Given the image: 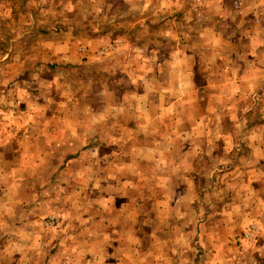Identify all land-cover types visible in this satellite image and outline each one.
<instances>
[{"label":"crops","instance_id":"crops-1","mask_svg":"<svg viewBox=\"0 0 264 264\" xmlns=\"http://www.w3.org/2000/svg\"><path fill=\"white\" fill-rule=\"evenodd\" d=\"M237 1L122 0L126 10L132 9L119 17L133 12L136 34L150 37L124 45L133 54L132 64L97 63L107 33L76 39L68 29L56 27L53 33L59 37L43 44L44 39L35 38L39 32L32 31L37 17L33 12L13 16L16 24H31L26 30L34 38L28 44L13 45V36L7 37L14 32L13 24L8 31L0 30L5 51L0 56V84L15 85L14 94L19 93L22 101L39 102L30 111L21 107L11 118L4 108L11 89L1 91L0 181L6 188L12 183L6 178H29V159L39 149H56L51 177L67 182L64 191L71 199L65 215L71 216L68 226L73 229L66 233L69 245L62 252L68 261L62 264H166L170 258L164 252L141 249L147 222L142 212H167L174 205L173 193L188 191L202 171L200 165L220 157L215 148L223 147L226 153L233 148L232 135L226 134L220 119L228 115V123L236 121L238 100L264 84V44L251 49L242 37L235 38L238 44L232 38L236 32L246 38L252 17L240 13ZM84 2L91 10L98 4L96 12L101 13L107 0ZM4 17L11 21V12ZM124 35L123 28L120 36ZM25 47L31 53L12 57ZM202 57L208 60L200 61ZM44 66L56 71L84 67V77L76 78L85 79L84 91H75V83L67 85L60 71L50 85L53 103H48L49 94L40 97L39 85L37 93H28L17 74L29 75L27 70L34 68V81L39 84ZM97 68L115 69L117 90L104 84L92 89L88 75ZM109 73L104 72L107 79ZM62 80L63 92L57 93ZM26 91L27 95L20 94ZM29 94L37 97L25 98ZM16 144L19 154L12 148ZM43 159L38 156L35 161L39 164ZM149 223L154 227L156 221Z\"/></svg>","mask_w":264,"mask_h":264},{"label":"rangeland","instance_id":"rangeland-1","mask_svg":"<svg viewBox=\"0 0 264 264\" xmlns=\"http://www.w3.org/2000/svg\"><path fill=\"white\" fill-rule=\"evenodd\" d=\"M84 1L0 0V30L8 31V25L13 24L14 32L7 36H13V45L28 44L34 38L29 37V30H26L31 24H16L13 16L16 13L23 16L22 12H33L37 17L32 31H38L39 35L42 33L35 38L39 41L44 39L43 44L50 45L52 40L59 37L53 33L56 27L68 29L67 33L76 39L100 38L107 33L106 44L97 51V63L128 61L132 64L133 54L124 45L132 44L138 38L143 41L150 38L137 35L134 31V13L129 12L127 16L123 13L126 18H121L122 12L126 10L122 0H107L101 13L96 12L98 4H93L94 9L91 10L90 5ZM239 1L237 8L240 13L252 16L247 22L251 28L247 25L249 32L246 33V38L239 32L233 34L232 38L245 39L246 48L263 45L264 0L237 2ZM234 3L233 6H236ZM7 12H11V21L4 17ZM21 20L25 22L24 19ZM243 27L244 24L241 29ZM123 28L126 35L120 36ZM1 39L4 42L2 34ZM116 41L121 42L113 45ZM3 42L0 43V56L5 52ZM234 44L238 42L235 40ZM106 46L107 50L104 52ZM123 46L124 49L121 48ZM26 49L25 47L20 52H13L12 57H21V53L27 55L30 50ZM15 50L19 51L16 46ZM203 60L205 62L208 59L202 57L200 61ZM224 62L223 58L219 60L221 67ZM131 64L129 66L132 68ZM47 66L39 71V84L34 81V68L27 70L29 75L17 74L16 79L26 82L28 93H37L35 88L39 85L40 97H43L41 93L49 94L48 103H53L54 92L50 85L55 74L60 71L67 78V85L75 83V91H84L85 79L76 80L78 75L84 77V67L80 70L65 67L56 71ZM102 71L103 74L109 71L110 79ZM88 76L93 82L92 89L95 87L98 90L104 84L109 90H117L115 69H93ZM64 84L62 80V88L55 89L57 93L63 92ZM9 88L11 93L4 108L10 112L11 118L15 113H20L21 107L29 111L31 107L36 108L38 101L32 104V101H22L19 93L14 94L15 85L5 87L0 84V95H3L1 91ZM28 93L20 92L21 95ZM249 95L238 100L234 115L236 121L228 123V115L220 119L219 124L223 126L226 134L232 135L233 148L230 151L227 148V153L223 151V147L215 148V154L220 157L200 165L202 171H199L197 179L194 178L193 184L189 185L188 191L184 194L173 193L174 205L167 212L155 213L146 209L142 212L147 217V222L144 231L142 229L141 249L170 254L166 264H264V84L255 85ZM28 97L37 95L29 94L25 98ZM46 103L45 98V106ZM39 107L42 106L39 104ZM12 127L15 128V124ZM12 148L18 154L21 151L17 144ZM56 155V149L52 147L39 149L32 156L31 162L29 159L28 173L32 176L20 180V175H13V181L6 178V181L12 182L11 187L6 188L5 182L0 181V264H60L68 261L62 251L69 245L66 233L73 230L68 226L71 216L65 215L69 214L71 197L64 191L68 189L67 182L56 181L51 177L57 163ZM38 156L44 158L39 164L35 161ZM151 219L156 221L154 227L149 223ZM6 226L11 228L7 229ZM214 254L219 256L214 257ZM54 256L59 260L52 259Z\"/></svg>","mask_w":264,"mask_h":264},{"label":"built area","instance_id":"built-area-1","mask_svg":"<svg viewBox=\"0 0 264 264\" xmlns=\"http://www.w3.org/2000/svg\"><path fill=\"white\" fill-rule=\"evenodd\" d=\"M120 42H121V41H116L113 45H118V44H120ZM113 45H112V47H113ZM112 47H111V49H112ZM106 50H107V46L105 47V49H104L103 51L105 52ZM104 52H103V53H104Z\"/></svg>","mask_w":264,"mask_h":264}]
</instances>
